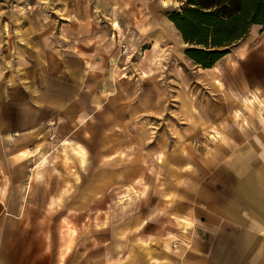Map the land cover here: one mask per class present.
Returning a JSON list of instances; mask_svg holds the SVG:
<instances>
[{
	"label": "crops",
	"instance_id": "0c3cea01",
	"mask_svg": "<svg viewBox=\"0 0 264 264\" xmlns=\"http://www.w3.org/2000/svg\"><path fill=\"white\" fill-rule=\"evenodd\" d=\"M132 1L0 0V264H264V25L204 69L173 9ZM119 5L115 42L98 19ZM109 175L140 196L94 224L110 204L71 193L123 184Z\"/></svg>",
	"mask_w": 264,
	"mask_h": 264
},
{
	"label": "trees",
	"instance_id": "16d2710c",
	"mask_svg": "<svg viewBox=\"0 0 264 264\" xmlns=\"http://www.w3.org/2000/svg\"><path fill=\"white\" fill-rule=\"evenodd\" d=\"M167 13L187 44L186 56L209 69L246 38L253 25H264V0H177Z\"/></svg>",
	"mask_w": 264,
	"mask_h": 264
},
{
	"label": "rangeland",
	"instance_id": "374dc122",
	"mask_svg": "<svg viewBox=\"0 0 264 264\" xmlns=\"http://www.w3.org/2000/svg\"><path fill=\"white\" fill-rule=\"evenodd\" d=\"M140 1V8L139 10L141 11H145L147 10L148 11V15L151 14V6L153 4H155V2L157 3H161L163 4L166 8H170V9H174L175 7H178V5L180 4V2H178L177 0H139ZM14 3V0H10L9 2V6L11 7ZM125 6L128 10L131 9V7L133 6V1L132 0H125ZM32 8V7H31ZM30 6H27V9H31ZM157 7H155V9H157ZM114 11L113 13L114 14H108L107 16H102L100 19H98V21H100L101 23L104 24V27H105V33H107V35L109 37H111L112 39L115 40V42H118V39L121 38V34H115L117 32V30L119 31V27L118 25H121L120 24V17L116 16V12L117 13H120L121 10L123 9V7L121 5L118 6V8H113ZM109 12H112L109 11ZM147 18H143L142 20V24L147 26ZM163 20L160 21V25L163 26L164 30H165V34L169 33L173 38L172 40H175L174 39V36L171 34V32L169 31V28L162 22ZM102 24V25H103ZM159 24H156V25H159ZM151 26V24H150ZM115 27V28H114ZM125 28L122 27V32L123 33H126L127 30H125V32L123 31ZM150 30V27L148 28ZM102 32V31H101ZM160 43L161 42H158L157 40V50L161 53V55L164 53L163 57H165V53L168 51V49H170V47L168 46V43L165 44V48H162L161 50V46H160ZM174 43H177L176 40L174 41ZM177 44L174 45L173 48V51L177 50ZM121 55H122V50L120 51ZM128 54H130V50L128 51V53L126 55H122V56H127ZM187 73L189 74V76L191 77V80H192V84H193V88L197 89L198 86H197V81H196V77L194 75V67L192 65H190L188 68H187ZM157 76L158 74H155V75H150L149 77H147L146 75V82H145V93H149L151 91H154L156 92V94H161L162 93V86L159 84V82L157 81ZM219 81L220 83L219 84H216L217 87H222L223 86V83L220 81V80H217ZM168 90H169V95L173 97V92H175V87H170L168 86L167 87ZM222 89V88H220ZM115 99H112L111 101L112 102V105H117L116 102L114 101ZM110 101V102H111ZM118 113V112H116ZM118 116V115H117ZM111 122V121H110ZM94 165L95 163L93 162H86V171L88 172L89 169L90 170H93L94 168ZM112 169L111 170H116L117 167H119L118 164H116V162H113L110 166ZM81 168H84V167H81ZM80 168L78 167L76 161L74 159H72L71 157V174L72 175H75V177L73 179H71V182H76V186L78 187H81V189H84V185L87 183V181L89 180L88 177H76L77 175V172ZM109 173L112 175V173L109 171ZM93 181L91 182V184L93 186H91L92 190L94 192H92V190L90 189L89 192L87 194H83V193H71V200H75V201H79V200H88V201H91V202H98V201H106L107 203L110 204L109 208L107 210H99V209H93V210H88V214L92 215V219L95 220L94 224H99V219L101 218V215L102 213H107L108 215H111V214H116V213H123L124 216L126 217L127 216V213H131L132 211H130L129 209H121L119 210L118 207H121V206H118L119 204L121 203H125V202H136L138 200V197L140 196V193H139V189L135 188L132 186V183H131V180H129L128 183H126V179L124 178H114V177H111L109 175V177L107 178V181L109 182V184H112L114 182H117L120 183V181L123 183L121 184L120 186L117 185V186H114V187H111V189L106 192V193H103V192H100L99 190V186H96V183L100 181V178H94L92 179ZM105 180V179H104ZM106 181V180H105ZM119 186V187H118ZM91 192V193H90ZM90 193V194H89ZM141 201L144 200V192L142 193L141 195V198H140ZM129 215V214H128ZM128 217V216H127ZM128 219V218H127ZM126 219V220H127ZM117 224L114 223V222H110V228L112 231H114L117 227ZM68 230L66 231L67 233H69L71 235V252L74 251L75 249V246L76 244L78 243V240H79V237L78 236V233H74L71 228H68L66 226H63L61 230Z\"/></svg>",
	"mask_w": 264,
	"mask_h": 264
},
{
	"label": "built area",
	"instance_id": "2783aa9c",
	"mask_svg": "<svg viewBox=\"0 0 264 264\" xmlns=\"http://www.w3.org/2000/svg\"><path fill=\"white\" fill-rule=\"evenodd\" d=\"M121 50H122V55H126L129 51L128 47L126 45H121ZM0 198H1V194H0Z\"/></svg>",
	"mask_w": 264,
	"mask_h": 264
}]
</instances>
